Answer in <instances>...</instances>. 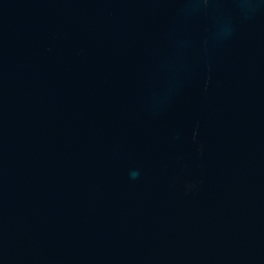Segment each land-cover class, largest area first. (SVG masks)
<instances>
[{"label": "water", "instance_id": "95a60500", "mask_svg": "<svg viewBox=\"0 0 264 264\" xmlns=\"http://www.w3.org/2000/svg\"><path fill=\"white\" fill-rule=\"evenodd\" d=\"M0 264H264V0H0Z\"/></svg>", "mask_w": 264, "mask_h": 264}, {"label": "clouds", "instance_id": "9594fccd", "mask_svg": "<svg viewBox=\"0 0 264 264\" xmlns=\"http://www.w3.org/2000/svg\"><path fill=\"white\" fill-rule=\"evenodd\" d=\"M133 178H135V176H133Z\"/></svg>", "mask_w": 264, "mask_h": 264}]
</instances>
